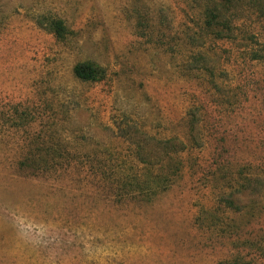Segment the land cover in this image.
<instances>
[{
  "label": "rangeland",
  "instance_id": "rangeland-1",
  "mask_svg": "<svg viewBox=\"0 0 264 264\" xmlns=\"http://www.w3.org/2000/svg\"><path fill=\"white\" fill-rule=\"evenodd\" d=\"M205 2L0 0V264H264L244 245L264 242V197L228 205L210 181L218 160L251 158L264 173V58L248 56L264 54V0L232 1L253 35L242 53L200 28ZM43 15L70 33L57 39ZM199 52L214 73L218 61L229 69L235 102L218 97ZM79 61L104 77H74ZM192 105L212 137L182 154L171 186L150 203L104 201L89 153L127 154L111 134H183ZM38 138L70 156L60 169L33 162Z\"/></svg>",
  "mask_w": 264,
  "mask_h": 264
},
{
  "label": "trees",
  "instance_id": "trees-1",
  "mask_svg": "<svg viewBox=\"0 0 264 264\" xmlns=\"http://www.w3.org/2000/svg\"><path fill=\"white\" fill-rule=\"evenodd\" d=\"M232 1L206 0L201 9L200 28L216 41H228L234 44V49L242 53L246 44L242 46L241 43L252 40L253 35L239 23V10L232 5ZM37 20L41 27L59 40L64 39L70 33L60 18L43 15ZM198 54L199 58L204 61V71L217 78V82L214 83L221 101L228 102L234 98L235 102L237 99L235 90L225 89L223 85V81L228 78L229 69L220 65L218 61L216 73H214L207 66L205 56L201 52ZM248 56L251 59L264 58L263 52L254 48L249 50ZM217 57L220 58L219 53ZM72 73L74 77L82 81H97L105 75L104 69L92 61L76 62ZM203 116L204 111L199 107L189 106L184 116L183 134H172L165 137L152 134H111L112 139H124L132 148L122 157L105 152L100 156L96 153H89L91 158L87 159V162L94 164L96 161L97 163L93 177L98 183L97 188L103 192V200L115 205L127 202L150 203L157 195L166 191L182 167V154L192 149L202 148L212 137L211 134L201 132ZM47 141L48 138H38L36 143L40 148L33 154V162L42 172L50 169L49 164L54 171L60 169L63 159L70 157L68 154L65 156L54 144L49 146ZM51 162L56 166L51 165ZM232 163L239 164L233 168L230 167V159L218 160L217 165L210 172L211 183L213 185L221 183L218 190L220 198L224 203L232 205L237 196L249 194L256 197V200L252 199V201L260 203L264 197V173L255 166L251 158ZM244 245L249 248L256 247L260 252L264 251V242L260 240H246ZM225 264L257 263L253 259L236 256L227 260Z\"/></svg>",
  "mask_w": 264,
  "mask_h": 264
}]
</instances>
